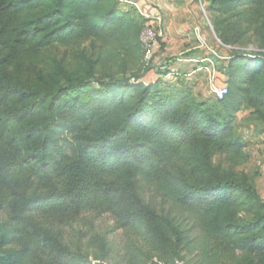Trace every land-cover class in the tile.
Returning <instances> with one entry per match:
<instances>
[{
  "label": "trees",
  "instance_id": "trees-1",
  "mask_svg": "<svg viewBox=\"0 0 264 264\" xmlns=\"http://www.w3.org/2000/svg\"><path fill=\"white\" fill-rule=\"evenodd\" d=\"M201 3L224 47L257 35L264 49V0ZM145 22L120 0H0V264H109L106 237L90 238L93 253L65 238L86 212L125 231V264H264V200L236 172L238 114L264 126V53L234 50L218 67L228 94L198 101L143 80ZM86 42L108 58L51 53ZM146 189L195 216L202 239Z\"/></svg>",
  "mask_w": 264,
  "mask_h": 264
},
{
  "label": "rangeland",
  "instance_id": "rangeland-1",
  "mask_svg": "<svg viewBox=\"0 0 264 264\" xmlns=\"http://www.w3.org/2000/svg\"><path fill=\"white\" fill-rule=\"evenodd\" d=\"M202 0H198V6L200 11V27L202 33L196 34L193 31V34H190V38H186L189 41V47L197 46L201 41L203 47L200 50H176L173 51V57L176 58H192L194 56L197 59H207L206 62H189L185 68H177L178 73L180 71V76H171L178 78V82L175 79L169 78L165 75L160 76L159 81L161 84L167 83L174 86L188 87L195 98L198 101H205L210 99H215V96L212 91V85L216 84L217 86L226 85L224 77L218 72V67L221 63L225 64L227 59L234 50L243 51L247 53H264V49L259 46L258 36H252L250 40L243 42V44L236 47H224L221 42L218 40L211 24V12L209 4H202ZM126 0H123L122 4L127 5ZM134 7L135 4H134ZM163 39V38H161ZM206 40L207 44H203ZM163 41V40H162ZM79 48L89 52V54H100L102 59H107L109 56L110 50L108 48H103L102 50H96L90 42H86L81 45H77L70 48L65 47H55L52 49L51 53L58 56L59 58H66V60L73 63V53ZM165 44L164 49H158L146 72L143 76V80L146 81L147 77L158 75L159 73L165 74V61H170L172 58H162V54L165 53ZM176 52V53H175ZM199 52V53H198ZM175 53V54H174ZM216 59V60H215ZM211 61V62H210ZM210 63L212 67L215 68V72L212 70L207 71L206 64ZM205 65V66H204ZM109 64L98 65L97 71L99 75H103L106 71H109ZM106 70V71H105ZM195 71L196 73H193ZM169 71H167L168 73ZM210 72V73H209ZM187 74H190L188 78ZM158 80V79H157ZM155 82V81H154ZM173 82V83H171ZM149 83V82H147ZM236 131L239 137H241L247 145V162L242 165L239 169H236L238 173L247 174L254 184L263 183L264 185V126L256 122L251 118V114L246 112V110L241 111L237 116L236 121ZM258 152V156L256 155ZM257 156V158L255 157ZM261 158V159H259ZM216 164L221 165L224 169H229V163L226 156H217L215 159ZM146 197L151 200L159 210H164L166 212H171L173 215H176L178 220L182 222L183 225L189 227L191 230L190 237L197 238L198 240L202 239V235L198 225L196 224V217L188 213L181 212L179 209L171 206L167 201L158 197L152 189H146ZM9 217V211L6 206L0 205V222L7 220ZM197 225V227H196ZM65 238L70 242H80L90 253H93L94 250L90 245V238L95 235H102L106 237L108 243L112 249V257L109 261V264H125V254L126 246L129 241V238L124 230L117 228L116 222L113 217L109 214L98 215L94 212L84 213L76 222L65 227Z\"/></svg>",
  "mask_w": 264,
  "mask_h": 264
},
{
  "label": "crops",
  "instance_id": "crops-1",
  "mask_svg": "<svg viewBox=\"0 0 264 264\" xmlns=\"http://www.w3.org/2000/svg\"><path fill=\"white\" fill-rule=\"evenodd\" d=\"M127 5L134 7V4L137 7H134L145 21L148 20V17L152 20L150 24L159 32L161 38H163V43L165 44V53L162 54V58H172L173 51L176 50H200L203 45L200 42L197 46L189 47V41L186 38H190V34H193V31L196 34L202 33L201 25L199 23L200 11L198 6V0H126ZM207 44L204 40L203 44ZM177 52V51H176ZM175 52V53H176ZM174 53V54H175ZM199 53V52H198ZM207 59H197L196 56L188 59L183 58H174L170 61H165V71H169L168 75L158 74L155 76L147 77L145 82H154L160 78V76L165 75L167 79L171 76H180V71L177 72V68H185L189 62H206ZM211 62V61H210ZM207 71L212 70L215 72V68L210 65V63H205ZM193 73H196L193 71ZM210 73V72H209ZM188 78L190 74L185 75ZM172 78H170L171 80ZM176 82H178L177 77H173ZM172 79V80H173ZM173 83V82H171ZM250 113V111H246ZM258 156V152L256 154ZM257 156H255L257 158ZM261 159V158H259ZM258 194L264 198V185L263 183L254 184Z\"/></svg>",
  "mask_w": 264,
  "mask_h": 264
},
{
  "label": "built area",
  "instance_id": "built-area-1",
  "mask_svg": "<svg viewBox=\"0 0 264 264\" xmlns=\"http://www.w3.org/2000/svg\"><path fill=\"white\" fill-rule=\"evenodd\" d=\"M123 2V0H120ZM137 7V5H135ZM152 19L148 17V20L144 24V28L141 34V41L145 51V60L146 63H150L155 52L159 49V38L161 35L154 28L150 21ZM228 59V58H226ZM229 87L228 85L217 86L216 84L212 85V91L216 99L222 100L228 94ZM264 200V198H263Z\"/></svg>",
  "mask_w": 264,
  "mask_h": 264
}]
</instances>
